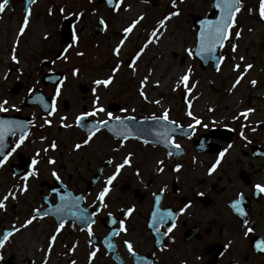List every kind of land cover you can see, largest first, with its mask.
Returning <instances> with one entry per match:
<instances>
[{
  "label": "rangeland",
  "instance_id": "1",
  "mask_svg": "<svg viewBox=\"0 0 264 264\" xmlns=\"http://www.w3.org/2000/svg\"><path fill=\"white\" fill-rule=\"evenodd\" d=\"M213 0H177V7L180 9V15L174 21L170 34L167 33L166 39H162V49L165 48L166 42L171 35L181 32L188 39H181L177 43H181V50L175 56L170 53L166 54L167 59L174 60L165 65L163 71L159 72L156 80L160 81L159 86H154V89H145L148 100H144L139 95L140 83L137 81L139 72L143 70L148 63L153 60V56L147 59L145 64H142L141 59L137 62V71L135 74L129 69L127 63H121L120 70L114 76V82L108 87H98L97 93L101 96V102L106 111L112 112L114 115L122 113L120 110L109 108V104L114 102H124L128 107V111L124 114H131L141 112V114H152L161 116L165 108L169 109V118H182L185 123H193L192 119L186 115L185 98L187 96L195 95L197 98L192 101V111L195 115L202 119L204 125L208 128L217 126L211 123L210 117H218L225 113L230 105H227L231 93L228 89L235 78L236 73L231 71L233 61L230 59L234 55L231 51L230 45L225 44V47L220 50V55L228 57L229 59L222 64L221 71L217 73L212 67L211 62L202 67L197 57H189L184 51L185 48L194 47L197 29L192 25L191 14L205 16L211 8ZM245 8L254 7L258 4V0H243ZM131 5L130 8H135L137 5L144 7L141 12L144 19L139 25L134 28L133 32L129 34L126 39L125 46L122 47L119 56L112 54V49L115 44L123 38L122 28L127 26L132 19L136 17L134 9L131 12L134 14L129 18H122L123 7ZM64 8V12L59 11ZM49 8L52 14L49 15ZM171 8V0H124L122 10L119 14L112 11L111 8L106 7L105 1L100 0H37L31 8L30 25L25 34L20 37L12 38V34L20 25L21 18L12 17V13H6V19L0 24V43L5 49L1 48L0 44V66L5 67L4 74L7 72V79L0 78V100L7 99L9 104L8 112L16 111L22 115L30 116V120L34 119V126L31 127L28 138L9 158L3 167H0V193L5 192L13 185L22 182V174L13 175L11 170V163L17 164L18 158L22 155L25 158H37V150H42L49 146L55 140L58 144L57 151L49 150L47 153L41 151L38 158L39 163L36 166L39 170V176L28 180L29 190L24 194H18L16 200H9L6 202V210H0V235L4 227L10 228L13 224L17 227L28 218L33 208H40L39 203L43 197L47 196L50 201L54 200L49 190L41 186V182H48L50 185L55 184L54 178L51 176V170L55 168L61 176V182L67 189L73 192L84 191L86 188V179L93 174L94 169L98 166L100 160L104 158H112L113 162L117 159L113 158L119 151H113L117 148L118 142L115 141L105 132L96 134L88 146L82 147L77 152H74L73 145L81 142L86 135L75 126V116L81 111L91 110V100L93 94L92 81L95 79L106 78L107 75L112 74V68L117 61H128L139 47L148 38L149 32L155 27L157 21L163 17ZM82 12L83 15L77 19L74 15L69 13ZM140 13V14H141ZM216 16V13L212 15ZM64 18H67L72 23V33L78 37V43L75 47L72 45V37L68 45V60H57L54 58L59 50L60 40V24ZM103 19L107 28L105 30L103 25L102 32L95 33L94 26L97 20ZM238 28L243 29L242 37L237 41L233 36V41L239 44V48L235 55H243L245 59L251 62L254 67L247 75V78L241 83L244 85V90L254 92L264 86V22L258 18V13L254 11L249 14L246 10L238 14ZM170 21L167 25H169ZM14 27V31H12ZM37 27V28H36ZM36 28L37 33L33 32ZM251 28V31L248 29ZM137 29V30H136ZM44 33L48 36L45 38ZM44 36V37H43ZM34 38V44H29V41ZM12 39V40H11ZM19 39V44L16 48V55L19 63H14L11 60L12 47L15 41ZM2 41V42H1ZM99 43V51L92 54L93 45ZM77 52H83V56H77ZM164 53L158 52V57L163 58ZM44 60L52 61L49 67L42 64ZM54 61V63H53ZM181 68L192 67L191 80L197 82V87L192 94H185L182 89L173 91V84L175 79L172 78L166 85L162 83L166 80L167 74L174 65ZM78 67L79 74L76 77L71 75V68ZM48 71H61L62 77H67L63 86L61 87V94L56 98V113L51 117L43 116L40 108L37 105L24 106L22 101L26 98L29 89L41 88L46 96L52 97L55 86L52 83H44L42 77ZM251 79L257 80V85L252 87L248 81ZM19 83V90L16 93L11 92V88ZM85 86L84 91L80 90L79 86ZM156 91V92H155ZM155 92V93H154ZM23 99V100H22ZM66 101L67 106L63 107L62 102ZM160 100L159 104L151 103L150 101ZM238 103L229 107V112L222 119V127L232 129L235 132V138L232 144L235 146L234 156L238 155L237 162L233 164V157L231 158V168H258L261 173H264V155L261 158H251L250 154L240 155L237 153L241 146L258 144L261 149H264V127L258 128V132L254 137L249 135L248 128H245L244 134L247 136L246 142L240 138V125L244 124V120H233V115L237 111L245 108L255 106L256 108L264 105V96H242L238 99ZM163 102V103H162ZM11 105H15L17 110H14ZM214 108L213 112H209L208 108ZM137 108V109H136ZM122 109V108H121ZM254 115H258V110L255 109ZM68 117L66 123L73 125L70 128H63L60 126V117ZM45 118L51 119V125L41 127ZM101 118L100 116L96 119ZM261 122H264V110L259 116ZM200 125H198V128ZM220 127V126H217ZM76 132L77 136L72 137V133ZM43 136L46 139L41 140ZM18 136L10 139L9 149L14 146ZM246 149H248L246 147ZM53 157L56 161L54 165H49L47 157ZM242 157V158H241ZM91 172V174H90ZM67 176L71 178L68 180ZM89 176V177H88ZM232 178V177H230ZM264 184V182H261ZM101 183L95 182L90 191L95 189L97 193L100 189ZM86 191V190H85ZM84 191V192H85ZM94 192V193H95ZM93 193V194H94ZM95 193V194H96ZM107 197L115 199V190H111ZM85 195V194H84ZM96 197V196H95ZM113 199V200H114ZM117 199V198H116ZM95 200V199H94ZM108 200V199H106ZM92 200H90L91 202ZM115 201V200H114ZM17 206L21 212L13 213L12 211ZM24 209V211H22ZM52 222L50 219H37L33 224L27 228L21 229L17 234L13 235L3 247H0V264L1 260H7L12 255L14 264H21L18 254H23L26 241H23L24 233L32 231L29 235L33 241L42 240L43 245L46 243L48 236L53 232ZM38 231V232H37ZM37 232V233H36ZM32 241V242H33ZM28 253L24 250V255ZM23 255V256H24ZM22 259V258H21Z\"/></svg>",
  "mask_w": 264,
  "mask_h": 264
},
{
  "label": "flooded vegetation",
  "instance_id": "2",
  "mask_svg": "<svg viewBox=\"0 0 264 264\" xmlns=\"http://www.w3.org/2000/svg\"><path fill=\"white\" fill-rule=\"evenodd\" d=\"M35 3L27 4L26 0H10L5 12L0 14V22H3L6 19L5 14L10 12L12 17H20L22 21L25 8L31 11ZM45 63L49 67L52 65V61ZM37 106L40 108L39 105ZM125 106L130 108L129 105L120 101L109 104V108L117 111ZM0 113L22 115L16 111ZM42 115L46 116L44 113ZM118 115L132 116L136 120L150 119L153 116L141 114V112ZM27 118L31 119L30 116ZM89 118L96 119V117ZM169 119L177 121L185 128L189 124L182 118ZM78 128L86 135L84 129ZM30 130L31 127L29 132ZM161 131L163 133L165 127L161 128ZM100 132L107 133L117 142L119 140L104 129L98 133ZM226 133L228 135H225ZM234 138L235 132L232 129L217 126L203 129L201 126L198 128V125L187 135L179 130L175 132L174 141L181 146L180 150L160 143L157 137L155 140H150L149 144H144L143 139L129 138L125 146L120 148L113 157L117 161L109 165L107 163L109 158L100 160L93 174L85 181L86 191H77L85 197L82 207H88L90 211H93L95 209L93 201L98 192L93 194L92 199H87V195L91 192L90 188L94 186H89L88 183L95 176L97 169L104 164L96 180V183H101V188L104 179L115 171V164L121 162L127 152L131 151L134 154L131 165L125 166L113 181L111 190H115L116 197L113 198L115 201L106 197L109 208L95 217L93 245L88 244L87 231L81 230L84 225L67 216L65 227L55 242L48 264H69V260H75L76 264H88V253L93 246L99 247L100 251L91 264H264V252L255 247L258 240H264V193H257L253 187L257 183L261 184V170L230 167L232 157L233 164L239 159L233 152ZM229 144L232 147L225 154L221 165L209 175L208 167L214 162L219 152ZM169 152L172 153L171 156L168 155ZM237 153L242 156L250 154L253 159L261 158V145H243ZM157 160L165 161L162 173L155 170ZM176 164L182 165L179 171L173 170ZM137 170L139 175L136 174ZM70 178L67 176L68 180ZM56 181L53 186L45 182L48 183V187L45 188L53 195L54 200L50 201L48 198L45 199L47 196L43 197L39 203L40 208L48 207L49 203L53 205L57 203V193H54L53 189L62 191L63 187L56 186ZM59 182L64 184L65 181ZM164 185L167 187L161 194L159 204L161 211L171 210L175 214L185 204L190 206L184 213L175 216V227L169 236L162 234L157 236L150 227L152 212L156 207L154 193L159 194V189ZM238 193H243L240 200V207L245 212L243 217L239 216L232 207V202L238 198ZM132 206L135 210L126 221L128 232L113 237L116 247L107 248L104 237L112 227H115L108 222L107 211H112L114 216L124 219L120 210ZM45 218L51 220L54 229L58 219L52 214ZM244 219H247L249 226L254 229L247 237L243 235ZM170 224L171 220L158 225L161 233L166 231ZM29 233L33 232H25L23 238V241H26L24 250L28 255H24V250L21 248L23 254L19 255L20 262L21 264H42L45 254L43 249L46 248L47 241L44 245L42 240L33 241L32 239L36 236L32 238ZM124 239H130L133 242L138 258L128 253L122 243ZM73 242H78L77 248L75 252L68 253V248ZM12 258L13 255L7 260H1V263L14 264Z\"/></svg>",
  "mask_w": 264,
  "mask_h": 264
},
{
  "label": "snow or ice",
  "instance_id": "3",
  "mask_svg": "<svg viewBox=\"0 0 264 264\" xmlns=\"http://www.w3.org/2000/svg\"><path fill=\"white\" fill-rule=\"evenodd\" d=\"M10 0H0V14L4 13L6 7ZM124 0H106L107 5L112 9V11L116 14L122 10ZM27 4L35 3V0H26ZM131 5L123 7V11L127 12L130 9ZM214 7L218 10L219 14L215 17V19H204L200 22L199 31L196 34L194 47L185 48L184 51L189 57H199L202 60L208 61L211 60L214 62V69L217 73L221 71V66L225 63L229 58L223 55H217V48H224L225 44L230 45L231 51L234 55L230 57L233 61L231 65V71L236 73L235 78L231 84V87L228 89V92L231 93L234 89L237 88L238 85L241 84L243 80L247 78L249 72L253 69L254 65L247 61L243 55L237 56L235 53L239 48V44L233 41V36L238 41L243 35V29L238 28V14L242 13V11L246 10L249 14H252L254 11L258 13V18L260 21L264 22V0H258V4L254 7H247L245 8L243 0H215ZM52 9L49 8L48 12L49 15L52 14ZM59 11L61 13L64 12V8H60ZM69 15H74L77 19L82 17V12L77 13H69ZM180 15V9L177 7V0H171V8L170 10L163 15L161 19H159L155 25V27L149 32L148 38L144 41V43L139 47V49L129 57L128 61H117V63L112 68V74L107 75L106 78L95 79L92 81L93 88L91 89L93 98L91 100V110L81 111L78 115L75 116V126L77 127H84L86 130V136L82 138L81 142L75 143L73 145L74 150H80L84 146H88L90 142L93 140L94 136L101 130L107 129L111 132L115 137L119 138L118 140V147L113 149V151H119L120 148H123L126 142L133 136V129L129 127V124H135V117L132 116H120L114 115L110 111H106L103 103L101 102V96L97 93L98 87L108 88L114 82L115 74L120 70L121 63H127L129 69H131L132 73L135 74L137 71V62L142 58L143 54H145L146 50L148 49L149 45L152 44H159L161 38L167 31V24L168 22L176 16ZM30 16L31 11L29 8H25V15L23 17L22 22L18 27L17 37L23 36L30 25ZM144 19L143 14L137 15L131 22L122 28V35L121 38L112 49V54L114 56H119L122 47L125 46L126 39L129 37V34L133 32L134 28H136L139 23ZM100 24L104 25L106 30L107 25L105 21L101 18ZM252 29L249 28L248 31ZM45 38H47V33L44 34ZM72 45L69 47H75L78 43V37L75 34V31L72 35ZM19 44V39L15 41L12 47V55L11 60L14 63H19V59L16 55V48ZM68 48H65L61 53H59L56 57L57 60L63 59L65 61L68 60ZM77 56H83V52H77ZM54 63V61H53ZM71 75L73 77L78 76L79 68L72 67L71 68ZM148 74L145 75L140 80V89L139 95L142 99L148 100V96L146 95L145 88L146 85L149 83V76L152 74L153 69L149 68L147 70ZM192 74V67L189 65L182 74H180L173 84V91L178 89H182L185 94H192L193 90L197 87V82H193L191 80ZM8 73L4 74V78L7 79ZM67 77H62L59 82L56 84L54 89V94L51 98L52 103L48 104L44 102V98L38 97L41 101V104L44 109L47 110L46 116L51 117L56 113V98L61 94V87L63 86ZM248 83L255 87L257 85L256 79H251ZM160 81L156 80L155 85L159 86ZM33 90L30 88L29 92L31 93ZM195 95L187 96L185 98L186 103V115L190 117L193 123H190L186 126L180 125L177 121L169 119V109L165 108L161 116L156 117L153 115L150 117L153 121L157 124H161L165 127V131L163 133H156L157 139L160 143L174 147L176 150H180L181 146L174 141V135L177 130L187 135L188 133L195 130L197 125L202 127H207L202 122V119L195 115L192 111V101L196 99ZM151 103L159 104L160 100H153L150 101ZM9 104L7 99L0 100V112H8L9 108L6 107ZM14 110L16 109L15 105H11ZM122 113H126L128 110L126 108L120 109ZM209 112H213L214 108L209 107ZM255 108L253 107H245L236 112L233 115L232 119L235 121L237 119H243L244 121H249V118L252 114H254ZM101 118L92 120L88 122L87 118L89 117H98ZM34 117L33 120L28 121H20V120H11V119H0V167H3L9 158L16 152V150L25 142V140L29 136V128L34 126ZM68 117L61 116L60 117V126L63 128H70L73 125L66 123ZM51 119L45 118L41 127L45 125H51ZM258 126L264 127V122L256 121ZM249 125L247 123L240 125V138L246 142L248 141L247 136L244 134L245 128H248ZM251 131L255 132L256 128H251ZM17 132L19 133L18 139L16 140L14 146L11 147L10 151H5L7 145L5 144V139L9 135H16ZM136 139H140V137H135ZM40 139L43 141L46 138L41 136ZM144 144H149L150 141L147 139L143 140ZM58 144L55 140H53L48 147L43 148L42 150H37L36 157L32 159L30 169L26 172V174L22 177V182L13 185L11 188L7 189L5 192L0 193V210H6L7 204L6 202L11 200H16L18 194H24L29 190L28 180L30 177L35 178L39 176V170L36 167L39 163V157L41 155V151L47 153L50 149L56 150ZM203 147V145H201ZM232 147L229 144L226 148L219 152L217 157L215 158L214 162L210 164L207 169L209 175L214 173L218 166L221 165L222 159L225 157V154L229 151ZM133 153L131 151L127 152L122 161L115 164V171L112 172L111 175H108L103 182V187H101L96 194L95 200L93 201V205H95V209L90 211L88 207H82L81 203L85 200L83 195H76L72 196L71 193L65 192L63 195H58L59 203L51 204L49 203L48 207L46 208H33L31 215L26 218L23 223L17 227L13 224L10 228L3 231L2 235H0V247H3L5 243L17 232L21 229L27 228L31 224H33L37 219H43L50 214H54L58 217L57 225L54 228V231L48 236L47 238V246L44 251V257L42 264H48L49 257L52 253L54 248L55 242L64 229L66 220L65 217L71 216L74 221H79L84 225L82 231H87L88 234V244L91 246L93 245V225L96 223L95 217L100 215L102 212L109 208V204L106 202V197L111 191V186L113 181L116 180L117 176L121 173V170L125 168V166H130L133 158ZM169 156L172 155L171 152L168 153ZM195 162V157L193 158ZM47 162L49 165H54L56 163L55 159L51 156L47 157ZM107 163L111 165L113 163L112 158H109ZM164 164L165 161L157 160L156 161V172L162 173L164 171ZM182 165L176 164L174 167V171H179ZM51 176L57 180H61V176L58 171L53 168L51 170ZM139 175V170L136 172ZM13 175H16L13 173ZM167 185H164L159 189V194L154 193V198L156 201V207L152 212V221L150 223V227L152 230L160 236H169V234L173 231L175 227V216L182 214L185 210L190 206V204H185L183 207L179 209L178 213H173L171 210H164L161 211L159 208L161 194H163L166 190ZM254 189L257 193H264V184L257 183L254 186ZM53 192H56V189H53ZM238 198L232 202V207L236 211V213L243 217L245 216V212L240 207V200L243 197V193H238ZM47 199V197H45ZM134 206L127 207L125 209L120 210L121 215L124 219H120L117 216H114L112 211H107L108 222L115 227H112L111 230L107 233L104 237V241L106 247L109 249H114L116 247L115 243L113 242V237L119 236L121 233H127L128 228L126 226L127 219L131 216L134 212ZM171 220V224L167 227V230L161 233L160 228L158 225L163 224L167 221ZM243 235L247 237L250 233L253 232V227L249 226V222L247 219L243 220ZM73 227H75V223H73ZM123 245L127 249L128 253H130L133 257H137V253L134 250L133 242L130 239H124L122 241ZM159 243V241H157ZM231 243V242H229ZM78 242H73L71 247L68 248V253L75 252L77 248ZM227 247V246H226ZM257 250L264 252V240H258L255 244ZM100 251L99 247H92V250L88 253V264H91L92 260L96 257L97 253ZM138 258V257H137ZM69 264H76L75 260H69Z\"/></svg>",
  "mask_w": 264,
  "mask_h": 264
},
{
  "label": "bare ground",
  "instance_id": "4",
  "mask_svg": "<svg viewBox=\"0 0 264 264\" xmlns=\"http://www.w3.org/2000/svg\"><path fill=\"white\" fill-rule=\"evenodd\" d=\"M132 9H134V14H136V16L137 15H139L142 11H143V9H144V7L142 6V5H137L135 8H130L127 12H124L123 14H122V18H129V17H131V16H133L134 14L131 12V10ZM177 17V16H176ZM176 17H173L171 20H170V23H169V25H167V31L165 32V34L163 35V37L161 38V40H160V42H159V44L157 45V44H152V45H149V47H148V49L146 50V52H145V54H143V56H142V58H141V61H142V64H145L146 63V61H147V59H149V58H151L152 56V58H153V60L150 62V63H148L147 65H146V67L143 69V70H141L140 72H139V75H138V79H137V81L138 82H140V80L145 76V75H147L148 74V72H147V70L149 69V68H151V69H153V72H152V74L149 76V83L146 85V88L145 89H154V86H155V81H156V77H157V75L159 74V72H161V71H163V68L165 67V65H167L169 62H170V64H172L173 63V61L174 60H169V59H167V55L166 54H168V53H170L172 56H175L177 53H179L180 52V50H181V46H182V44L181 43H177L178 41H179V37L181 38V39H188L186 36H184L183 37V35L184 34H182L181 32H178L177 34H173V35H171V37H170V39L166 42V46H165V48H163L162 49V39H166V35H167V33H169L170 34V32H171V29H172V27H174V21H175V19H176ZM2 22H0V24H1ZM37 28V27H36ZM36 28H34V30H33V32L35 31V33H37V30H36ZM137 30V29H136ZM12 31H14V27H12ZM17 32H18V29H17V31H16V34H15V31H14V34H12V38H14V37H17ZM34 38L35 37H33V39L32 40H30L29 41V44H34V42H35V40H34ZM12 40V39H11ZM2 42V41H1ZM1 44V43H0ZM92 47V50L90 51L92 54H95V52H98L99 51V48H97V47H99V43L97 42L96 43V47H95V45H93V46H91ZM1 48L4 50L5 49V44H4V46L1 44ZM162 50V52L164 53V56H162L163 58H159L158 57V52L159 51H161ZM99 53H102L101 52V50L99 51ZM174 64V63H173ZM186 68H181L180 66H178V65H174L171 69H170V71L168 72V74H167V78H166V80L162 83L163 85H166L167 84V82H169L170 80H172V78L173 79H177V77L180 75V74H182L183 73V71L185 70ZM4 71H5V67L2 65V66H0V78H2L3 77V75H4ZM156 92V91H155ZM154 92V93H155ZM247 96V97H250V96H254V95H259V96H264V86L261 88V89H259V90H256V91H254V92H249V91H245L244 90V85L241 83L240 85H238L237 86V88L236 89H234L233 91H232V93H231V96H230V98L228 99V102H226V103H228L227 105H234V104H236V103H238L239 101H238V99L240 98V97H242V96ZM163 103V102H162ZM229 106V107H230ZM229 107H226L227 108V110H226V112L225 113H222L220 116H218V117H210L209 119H211V123H213V124H215V125H217V126H220V127H222V119H223V117L226 115V113H228L229 112ZM251 107H253V108H255V109H257L258 110V115H254V114H252L251 116H250V118H249V121H245L244 123H247L248 125H249V127H248V131H249V135L251 136V137H254L255 135H256V133L258 132V130H256L255 132H253V131H251L250 129L251 128H256V126H258L257 124H256V121H261L260 119H259V116L262 114V112H263V110H264V105L263 106H259V107H255V106H251ZM261 126H258V128H260ZM257 129V128H256ZM75 136H77V133L76 132H74V133H72V137H75ZM90 143H93V142H90ZM74 150V149H73ZM55 151H57V149L55 150ZM78 150H74V152H77ZM261 182H264V173H261ZM95 192V189H93L88 195H87V199H92V197H93V193ZM22 211H24V209H22ZM13 213H19L20 214V212H21V210L17 207V206H15V209L12 211ZM22 214H23V212H21ZM20 254H18V256H19Z\"/></svg>",
  "mask_w": 264,
  "mask_h": 264
},
{
  "label": "water",
  "instance_id": "5",
  "mask_svg": "<svg viewBox=\"0 0 264 264\" xmlns=\"http://www.w3.org/2000/svg\"><path fill=\"white\" fill-rule=\"evenodd\" d=\"M214 4H215V0H213V2L211 4L210 11L205 16H199V15H193V14L190 15L191 18H192V25L197 29V32L199 31L200 22L202 20H204V19H215V17L219 14L218 10L214 7ZM214 13H216L215 17L212 16ZM102 29H103V25H101L99 20H98L97 24H96V26L94 28V32L95 33L101 32ZM71 37H72V24H71V22L68 19H64L62 21V23H61V38H60V51H59V53H61L65 48H67ZM221 49L222 48H217L216 54L218 56L220 55V50ZM57 55H56V57H57ZM197 58L200 61V64H201L202 67L206 66L209 62H211L212 66L214 68V62L213 61H211V60L205 61V60H202L199 57H197ZM60 79H61V73H58V72H56V73L49 72L43 77V80L45 82L50 80L54 84H57ZM80 88L82 90H84V87H80ZM18 89H19V84H15V86L11 89V91L13 93H16L18 91ZM41 96L44 98V102H46L48 104L52 103L50 98H46L44 96L43 92L40 89H37V90H33L31 93L29 92V94L27 96V99L24 101V105L29 106V105H31L33 103L34 104H38L41 107L42 112L44 114H46L47 110L43 108V106L41 104V101L38 99V97H41ZM66 105H67L66 102H64V106H66ZM0 119H11V120L27 121V117H22V116H18V115H1L0 114ZM87 120H88V122L92 121L91 119H88V118H87ZM129 127L133 129V136L132 137H140V139H143V140L147 139V140L150 141V140H155L156 137H157L156 133H162L161 128H164L166 126H162L161 124H157L152 119H143V120H135V124H131L130 123ZM81 128H83L85 130L84 127H81ZM18 135H19V133H18ZM225 135H228V134L226 133ZM12 136L13 135H9L5 139V144L7 145V147L5 148V151H7L8 147H9L8 140ZM261 153H264V151L261 150ZM19 159H20V164L19 165H12V171L14 173H25V171L30 169L31 162L29 160H27L26 163L23 162V157L22 156H20ZM23 166L25 167V170H23ZM103 167H104V164L98 169V171H97L96 175L94 176V178L89 182V185H92L97 180V178L99 177V174H100V172H101ZM65 192H68V193L72 194V192L69 191V190H64L61 193L60 192H57V193L59 195H63V194H65ZM76 195H81V194L78 193ZM76 195L72 194V196H76ZM81 206H82V203H81ZM52 215H54V214H52ZM54 217L56 219H58V217L56 215H54ZM4 230H6V229H4Z\"/></svg>",
  "mask_w": 264,
  "mask_h": 264
}]
</instances>
